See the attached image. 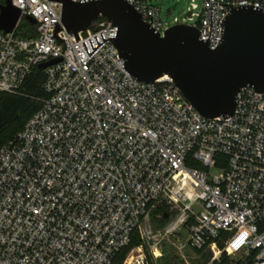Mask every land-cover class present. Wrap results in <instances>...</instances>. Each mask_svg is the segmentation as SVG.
Segmentation results:
<instances>
[{
    "label": "built area",
    "instance_id": "2783aa9c",
    "mask_svg": "<svg viewBox=\"0 0 264 264\" xmlns=\"http://www.w3.org/2000/svg\"><path fill=\"white\" fill-rule=\"evenodd\" d=\"M10 1L21 18L0 30V94H19L33 68L59 62L43 69L40 110L0 149V264H114L135 234L142 262L145 249L157 260L176 239L179 251L207 248L210 264L239 251L264 264V93L243 88L231 117L203 118L171 78L128 74L112 41L90 58L83 43L91 53L89 40L115 38L106 19L77 41L62 3ZM152 1L128 0L162 37L187 25L206 41L211 30L212 50L231 6L264 10V0H191L169 24ZM28 17L34 38L17 34ZM159 207L171 213L162 227Z\"/></svg>",
    "mask_w": 264,
    "mask_h": 264
},
{
    "label": "water",
    "instance_id": "95a60500",
    "mask_svg": "<svg viewBox=\"0 0 264 264\" xmlns=\"http://www.w3.org/2000/svg\"><path fill=\"white\" fill-rule=\"evenodd\" d=\"M51 1L62 3V25L77 41L78 34L100 18L117 29L113 39L105 40L101 34L103 42L99 43L95 37L96 48L89 40L91 53L83 43L90 58L112 41L128 74L145 83L165 76L171 78L203 118L231 117L243 88L264 93V10L256 6H231L221 25L219 45L212 50L211 30L206 41L201 40L197 29L187 25L173 26L162 37L143 21L128 0ZM20 18L21 12L10 0L0 5V30L12 32ZM27 20L35 24L31 17ZM60 30L58 27L57 32ZM57 62L53 60L40 67L46 69Z\"/></svg>",
    "mask_w": 264,
    "mask_h": 264
},
{
    "label": "trees",
    "instance_id": "16d2710c",
    "mask_svg": "<svg viewBox=\"0 0 264 264\" xmlns=\"http://www.w3.org/2000/svg\"><path fill=\"white\" fill-rule=\"evenodd\" d=\"M0 5H3V2H0ZM17 34L23 38H34L37 36L36 27L30 21L23 20L17 30ZM45 81V71L40 67H35L22 85L19 94H0V149L24 129L28 121L40 110L41 100L48 98V94L44 89ZM170 214L169 210L165 207H159L153 214V222L162 227L168 221L166 216ZM140 245H142V241L139 235L135 234L131 245L118 255L114 264H123L128 251ZM219 246L223 247L222 242L219 243ZM164 251L165 254L170 253L163 256V264H184L174 252L168 249ZM195 252L200 255V258L194 261L193 264H208L212 254L207 248L196 249ZM253 263V256L248 257L246 260L235 261L226 254L222 256L221 261V264ZM151 264L156 263L151 262Z\"/></svg>",
    "mask_w": 264,
    "mask_h": 264
},
{
    "label": "rangeland",
    "instance_id": "374dc122",
    "mask_svg": "<svg viewBox=\"0 0 264 264\" xmlns=\"http://www.w3.org/2000/svg\"><path fill=\"white\" fill-rule=\"evenodd\" d=\"M0 2H3V4L5 3V0H0ZM153 4L157 5L158 7L161 8V18L163 21H167L169 24H172L173 19L178 17L180 20H183L187 13H188V7L189 4L191 3V0H153L152 1ZM196 2L198 3L199 7L202 6V0H196ZM210 173L212 175H216L217 172L215 170H210ZM152 221H153V217H152ZM153 224L155 226L156 225L154 222ZM186 239V235L181 238L180 242L185 241ZM177 245H178V240L176 239H172L170 242H165L163 244L162 250H163V255L161 258L155 260L150 252L147 251V249H145V255L146 258H144V261L142 262L141 258H138V252L135 251V249L137 247H133L132 249H130L128 251V253L126 254L125 260L123 262V264H151V262H155L156 264H163V256L168 255L170 252L168 253H164L165 249H168L171 252H174L175 255H177V257L184 263V264H193L194 261L199 260L200 255L198 253L195 252V250L193 249H184L183 251H179L177 249ZM236 244H233L231 246L230 250H233L236 247ZM150 256H149V255ZM228 256V255H227ZM134 259H133V258ZM229 258L235 260V261H239V260H246L248 258V256L246 255L245 252L243 251H239L236 254L232 255V256H228ZM211 261V259H210ZM210 261L208 262V264H210Z\"/></svg>",
    "mask_w": 264,
    "mask_h": 264
},
{
    "label": "bare ground",
    "instance_id": "6f19581e",
    "mask_svg": "<svg viewBox=\"0 0 264 264\" xmlns=\"http://www.w3.org/2000/svg\"><path fill=\"white\" fill-rule=\"evenodd\" d=\"M243 237H245V235H244V236H242V238H243Z\"/></svg>",
    "mask_w": 264,
    "mask_h": 264
}]
</instances>
